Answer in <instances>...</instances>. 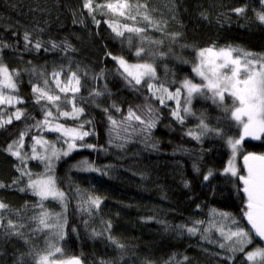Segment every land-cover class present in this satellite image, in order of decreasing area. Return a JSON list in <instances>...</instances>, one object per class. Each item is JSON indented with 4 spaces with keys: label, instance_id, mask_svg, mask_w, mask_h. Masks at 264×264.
<instances>
[{
    "label": "trees",
    "instance_id": "16d2710c",
    "mask_svg": "<svg viewBox=\"0 0 264 264\" xmlns=\"http://www.w3.org/2000/svg\"><path fill=\"white\" fill-rule=\"evenodd\" d=\"M115 2L94 0L93 6ZM83 3L0 0V63L19 73L14 77L17 90L11 94L24 101L15 107L0 105V120H7L15 108L26 114V118L0 127V183L4 185L0 202L7 205L0 209V264H37L38 254H46L49 245L62 249L52 259L78 257L83 264H249L244 253L220 247L231 243L226 234L235 230L233 219L250 228L241 211L246 202L242 184L237 177L223 173L232 161L238 174H246L243 156L264 155V136L242 141L233 160L227 140L238 138L239 133L210 93L195 96L193 114L182 112L184 122L180 123L171 116L174 100L161 105L145 86H130L112 57L153 64L155 82L170 91L181 87L185 79L201 83L193 67L202 49H237L233 54L242 61L245 53L252 54L249 58L264 57V22L258 19V14H264V0H128L135 20L107 9L90 15ZM143 4L147 9L140 11L146 12L152 23L136 14L135 6ZM237 8L244 11L237 13ZM109 24L122 31L123 25L145 31H125L118 37ZM25 33L31 43L24 40ZM37 40L43 45L40 50L34 47ZM51 42L59 47L53 49ZM66 45L71 47L66 49ZM141 47L145 51L136 56ZM61 70L62 81L71 71L81 77L77 103L84 113L78 120L61 118L58 122L79 127L91 121L83 130L93 134L76 143L95 145L94 149L78 148L53 162L67 210L56 200L43 204L49 212L66 218L63 239L55 227L37 230L32 217L40 212V199L27 189L28 177L20 178L17 168L24 165L7 151L25 129L29 131L22 153L31 154L33 135L55 143L57 149H66L63 139H57L58 133L31 127L43 119L41 104L34 102L32 84H42L43 79H51L53 71ZM93 90L104 94L90 96ZM225 104L231 106L227 96ZM149 107L159 116L150 132L138 121L125 120L129 108L147 120ZM109 116L117 121L115 126ZM201 117L209 129L220 128L222 134L208 131L199 140L188 135L189 131L200 132ZM83 161L98 171L85 170ZM26 167L33 178L46 172L39 160H27ZM209 172L212 175L204 180ZM14 180L19 182L13 184ZM96 197L101 200L98 209L89 203V198ZM9 220L16 229L7 227ZM50 222L55 224V218ZM191 227L197 229L194 234L187 231ZM256 246L264 244L256 239L245 252Z\"/></svg>",
    "mask_w": 264,
    "mask_h": 264
},
{
    "label": "snow or ice",
    "instance_id": "6c2138e0",
    "mask_svg": "<svg viewBox=\"0 0 264 264\" xmlns=\"http://www.w3.org/2000/svg\"><path fill=\"white\" fill-rule=\"evenodd\" d=\"M93 4L94 0H84L83 3V7L88 10L90 15L95 11L107 9L110 12L117 13L121 17H127L132 20L136 19V15H132L133 6L128 3V0H116L115 3L96 4L95 7ZM140 9H147V5H137L135 6V11L137 15H143L145 20L152 23L147 13H141ZM234 11L242 13L244 9L237 8ZM93 19L95 20V16H93ZM258 19L264 22V14H258ZM96 23L99 24V21H96ZM109 27L112 28V31L118 37H123L125 31L136 34L145 31L142 28L129 27L128 25H123V31L114 24H109ZM24 40L27 43H31L28 33H25ZM42 46L39 40L34 44L36 50H40ZM51 47L55 49L59 46L51 42ZM70 47V45H66V49ZM144 51L143 47L138 48L135 55L141 56ZM234 51L238 50L231 48H221L218 51H214L212 48L200 50L198 52L199 62L193 67V71L201 78L202 82L194 83L190 79H185L181 87L176 88L175 91H170L163 83L155 82L156 68L153 64L147 62L129 63L126 59L119 56H113L112 59L117 62L119 68L122 69L121 75L133 88L141 85L145 86L148 92L151 93L152 98L158 100L161 105H165L166 100H174L176 108L171 111V116L180 123L184 122L182 112L193 114L189 107L193 97L210 93L213 103L223 109L227 119L239 125L242 129V134L239 138L229 137L227 140L234 160L245 137L261 139L264 136V57L249 58L252 57V54L245 53V58L242 61L240 56L233 57ZM18 74L15 70L10 71L6 65L0 63V105L15 107L17 104L24 103L22 98L11 94L17 90V83L14 77ZM62 74L63 70L53 71L50 74V80L45 78L42 84H32V92L35 94L34 102L41 104L43 119L36 121L31 127L58 133L57 139H63V143L67 145L66 149H57L55 143L48 141L42 136L33 135L31 137L33 141L31 154L22 153L24 140L28 135L29 129L20 132L19 139L9 144L7 148V151L24 165V167L17 168V171L20 172V178L24 176L28 177L27 189H30L40 199V204L38 205L40 212L37 216L32 217L37 222V230L43 231L55 227L60 230L61 239H63L64 225L67 223L66 218L60 213L53 214L49 212L43 204V201L46 200H56L61 203L65 211L67 210L66 195L57 186L56 177L53 174V162L59 160L61 156H68L78 148H95V145L92 144L78 145L76 143L77 141H84L86 137L93 134L90 131L83 130L84 124H90L91 121H85L79 127H66L64 124L58 122L61 118L78 120L84 113V108L77 103V94L81 92L82 87L81 77L76 71H71L67 79L62 81ZM41 75L43 76V73ZM51 85H54V87ZM182 89L186 92L185 106L183 108L181 107L180 100ZM103 94L99 90H93L89 93L93 97H99ZM226 96L231 99V106L225 104ZM92 102L94 103L95 101L93 100ZM112 106L115 107V105ZM116 110L120 111L119 108H116ZM104 111L107 113L108 109L105 108ZM147 112L149 113V118L145 120L135 110L129 108L128 116L125 117V120L138 121L141 125H144V131L150 132L151 129L156 127L159 116L150 107L147 109ZM22 118H26L25 112L20 108H15V111L8 116L7 120H0V127H3L5 124H11L13 119L19 121ZM108 119L112 125L115 126L117 124V121L111 116ZM199 129V133L189 131L187 134L199 140L201 135L208 131H214L217 135L223 132L220 128L209 129L203 117H201ZM120 146L122 147V145ZM38 147L40 151H38ZM151 147L154 148L155 144H152ZM29 159L39 160L44 163L46 172L33 178V174L26 167V161ZM243 160L246 174H238V170L232 161H229V166L224 169L223 174L237 177L238 181L242 184L241 191L246 197V202L241 211L243 218L246 219L250 228L246 229L233 219L232 223L235 226V230L229 229L226 234V239L231 243L228 245L220 244V247H227L232 253H244L245 260L249 264H264V247L256 246L252 250L245 252V248L251 245L254 240L259 239V241L264 242V155L248 153L243 156ZM82 164L86 165L85 170L98 171V169L89 165L87 161H83ZM211 175L212 173L209 172L208 175L204 176V180H208ZM18 182L19 180H14L13 184ZM0 187H4V185L0 183ZM20 191H25V189L21 188ZM89 203L98 209L101 200L99 197L89 198ZM6 207L7 205L0 202V209H5ZM219 215L225 218L230 217L229 213H219ZM53 217L56 221L55 224L50 222ZM7 227L16 229L17 225L9 220ZM187 231L194 234L197 229L191 227ZM220 231L222 235H225L223 229H220ZM13 234L20 235L16 231ZM119 247L122 248L123 246L120 245ZM57 253H62V249L49 245V250L46 254H38L37 264H82L81 259L78 257L59 260L52 259ZM226 259L230 260L233 257H226Z\"/></svg>",
    "mask_w": 264,
    "mask_h": 264
},
{
    "label": "rangeland",
    "instance_id": "374dc122",
    "mask_svg": "<svg viewBox=\"0 0 264 264\" xmlns=\"http://www.w3.org/2000/svg\"><path fill=\"white\" fill-rule=\"evenodd\" d=\"M209 1H213V0H209ZM214 51H218V50H214ZM233 57H235V55L233 54ZM198 62H199V57H198ZM182 85V84H181ZM197 96V95H196ZM210 96H211V94H210ZM193 98H195V96L193 97ZM185 100H186V92L182 89V95H181V103L183 104V107L185 106ZM193 103V102H192ZM192 103H191V105H192ZM191 105L189 106L190 108H191ZM185 114V113H184ZM232 129H234L235 131H237V133H239L238 134V138H239V136L242 134V129L240 128V126L239 125H237V124H235L234 122H233V128ZM244 140H257V139H253V138H251V137H245V139ZM243 140V141H244Z\"/></svg>",
    "mask_w": 264,
    "mask_h": 264
},
{
    "label": "water",
    "instance_id": "95a60500",
    "mask_svg": "<svg viewBox=\"0 0 264 264\" xmlns=\"http://www.w3.org/2000/svg\"><path fill=\"white\" fill-rule=\"evenodd\" d=\"M245 171H246V169H245ZM263 244H264V242H262ZM82 264H83V262H82Z\"/></svg>",
    "mask_w": 264,
    "mask_h": 264
}]
</instances>
